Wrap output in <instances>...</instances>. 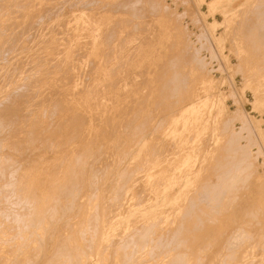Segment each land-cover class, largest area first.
<instances>
[{
  "label": "rangeland",
  "instance_id": "rangeland-1",
  "mask_svg": "<svg viewBox=\"0 0 264 264\" xmlns=\"http://www.w3.org/2000/svg\"><path fill=\"white\" fill-rule=\"evenodd\" d=\"M18 1H0V264H264V141L251 120L264 132L255 98L264 106L256 83L264 72V0L243 8L224 7L225 0ZM251 60L255 81L244 71ZM194 70L207 79L206 90ZM194 200L208 205L196 213ZM71 219L77 226L66 224Z\"/></svg>",
  "mask_w": 264,
  "mask_h": 264
},
{
  "label": "bare ground",
  "instance_id": "bare-ground-1",
  "mask_svg": "<svg viewBox=\"0 0 264 264\" xmlns=\"http://www.w3.org/2000/svg\"><path fill=\"white\" fill-rule=\"evenodd\" d=\"M0 1H1V0H0ZM7 1L9 2V0H7ZM19 1H20V0H19ZM19 1H18V2H19ZM26 1H27V0H26ZM29 1H30V0H29ZM65 1H66V0H64V2H65ZM75 1H76V0H75ZM78 1H79V0H78ZM92 1H93V0H92ZM120 1H121V0H120ZM130 1H131V0H130ZM141 1H142V0H141ZM2 2H3V1H2ZM20 2H21V1H20ZM46 2H47V1H46ZM67 2H68V1H67ZM67 2H66V3H67ZM133 2H134V1H133ZM137 2H138V1H137ZM158 2H160V1H158ZM27 3H28V2H27ZM84 3H86V2H84ZM84 3H83V4H84ZM88 3H89V2H88ZM92 3H93V2H92ZM95 3H96V2H95ZM155 3H157V2H154V4H155ZM160 3H161V2H160ZM35 4H36V3H35ZM37 4H38V2H37ZM56 4H57V3H56ZM56 4H55V5H56ZM60 4H62V2H60L59 5H60ZM72 4H73V3H72ZM83 4H82V7H83ZM108 4H109V3H108ZM123 4H124V3H123ZM127 4H128V3H127ZM127 4H126V6H127ZM137 4H138V3H137ZM43 5H44V4H43ZM70 5H71V4H70ZM92 5H93V4H92ZM115 5H116V4H115ZM120 5H121V4H120ZM152 5H153V4H152ZM157 5H159V4L157 3ZM52 6H53V5H52ZM161 6H162V4H161ZM4 7H5V5H4ZM60 7H61V5H60ZM60 7L58 8V10L60 9ZM62 7H63V6H62ZM62 7H61V9H62ZM71 7H72V6H71ZM85 7H86V6H85ZM87 7H88V6H87ZM118 7H119V6H118ZM159 7H160V6H158L157 8L159 9ZM164 7H166V6H164ZM6 8H7V7H6ZM8 8H10V6H9ZM21 8H23V7L21 6ZM49 8H50V9H53L54 6H53L52 8H51V7H49ZM109 8H110V7H108V9H109ZM120 8H122V7L120 6ZM128 8H129V7H128ZM155 8H156V7H154V9H155ZM257 8H258V7H257ZM2 9H3V8H2ZM44 9H45V8H44ZM61 9H60V10H61ZM103 9H104V8H103ZM123 9H124V8H123ZM154 9L152 8V10H154ZM255 9H256V8H255ZM0 10H1V5H0ZM60 10H59V11H60ZM98 10H99V9H98ZM115 10H116V8H115ZM120 10H121V9H119V11H120ZM155 10H156V9H155ZM163 10H165V9H163ZM1 11H2V10H1ZM15 11H17V9H16ZM46 11H47V10H46ZM112 11H113V10H112ZM23 12H24V11H23ZM34 12H36V11H34ZM41 12H42V10H41ZM43 12H44V11H43ZM123 12H124V10H123ZM125 12H126V11H125ZM12 13H13V12H12ZM45 13H46V12H45ZM57 13H58V12H57ZM102 13H103V12H102ZM117 13H118V12H117ZM132 13H134V12H132ZM52 14H53V13H52ZM99 14H100V13H99ZM106 14H107V13H106ZM109 14H110V13H109ZM134 14H135V13H134ZM54 15H55V13H54ZM61 15H63V14H61ZM17 16H19V15H17ZM24 16H25V14H24ZM37 17H38V16H37ZM37 17H36V18H37ZM49 17H50V16L48 15V18H49ZM16 18H17V17H16ZM25 18H26V17H25ZM41 18H42V16H41ZM92 18H93V16H92ZM8 19H10V18H8ZM18 19H19V18H18ZM123 19H124V18H123ZM127 19H128V18H127ZM137 19H138V18H137ZM29 20H30V19H29ZM32 20H33V19H32ZM35 20H36V19H35ZM38 20L42 21L41 19H38ZM38 20H37V21H38ZM49 20H50V19H49ZM115 20H116V19H115ZM119 20H120V19H119ZM129 20H130V19H129ZM37 21H36V23H37ZM71 21H72V20H71ZM31 22H32V21H31ZM116 22H117V21H116ZM1 23H3V22H1ZM5 23H6V22H5ZM38 23H39V22H38ZM122 23H123V20H122ZM124 23H125V22H124ZM16 24H17V23H16ZM109 24H110V23H109ZM109 24H108V25H109ZM131 24H132V23H131ZM260 24H261V23H260ZM6 25H7V24H6ZM9 25H10V24H9ZM14 25H15V24H14ZM20 25H21V24H20ZM29 25H30V24H29ZM34 25H35V23H34ZM108 25H107V26H108ZM111 25H112V24H111ZM122 25H123V24H122ZM1 26H2V25L0 24V27H1ZM17 26H18V25H17ZM25 26H26V24H25ZM26 27L29 28V26H26ZM31 27H33V25H32ZM110 27H111V26H109V28H110ZM23 28H24V27H23ZM23 28H22V29H23ZM34 28H35V27H34ZM113 28H114V25H113ZM0 29H1V28H0ZM11 29H12V28H11ZM13 29H14V28H13ZM26 29H27V28H26ZM26 29H24V30L26 31ZM119 29H120V28H119ZM3 30H4V28H3ZM8 30H9V28H8ZM113 31H114V30H113ZM1 32H2V31H1ZM4 32H5V30H4ZM8 32H9V31H8ZM11 32H13V31H11ZM21 32H22V30H21ZM19 33H20V32H19ZM24 33H25V32H24ZM26 33H27V32H26ZM112 33H113V32H112ZM6 34H7V33H6ZM21 34H22V33H21ZM106 34L108 35V33H106ZM114 34H115V33H114ZM9 35H10V32H9ZM16 35H17V34H16ZM57 35H58V34H57ZM3 36H4V35H3ZM30 36H31V35H30ZM113 37H116V38H117V36H113ZM4 38H5V37H4ZM10 38H12V37H10ZM17 38L19 39V37H17ZM107 38H108V36H107ZM119 38H120V37H119ZM15 39H16V38H15ZM128 39H129V38H128ZM4 40H5V39H4ZM7 40H8V37H7ZM65 40H66V39H65ZM113 40H114V38H113ZM12 41H13V39H12ZM123 41H124V42H123V44H124V43L126 42V39L123 40ZM127 41H128V40H127ZM262 41H264V40H262ZM3 42H4V41H3ZM5 42H6V41H5ZM7 42H8V41H7ZM17 42H18V41H17ZM110 42H111V41H110ZM129 42H130V41H129ZM131 42H132V41H131ZM14 43H15V42H14ZM27 43H28V42H27ZM29 43H30V42H29ZM111 43H113V41H112ZM2 44H3V43H2ZM2 44H1V45H2ZM9 44H10V43H9ZM60 44H61V43H60ZM126 44H127V43H126ZM7 45H8V44H7ZM12 45H13V44H12ZM10 46H11V45H10ZM13 46H15V45H13ZM260 46H261V45H260ZM263 47H264V46H263ZM263 47H262V48H263ZM1 48H3V47H1ZM13 48H14V47H13ZM102 48H103V47H102ZM110 49H111V48H109V50H110ZM116 51H117V50H116ZM5 52H6V51H4V53H5ZM9 52H10V51H9ZM61 52H62V51H61ZM111 53H112V52H111ZM2 54H3V52H2ZM58 54H59V53H58ZM0 55H1V54H0ZM106 55H107V54H106ZM117 55H118V54H117ZM186 55H187V54H186ZM2 56H3V55H2ZM47 56H48V55H47ZM96 56H97V55H96ZM109 56H110V54H109ZM176 56H177V55H176ZM44 57H45V56H44ZM81 57H82V56H81ZM115 57H116V56H115ZM130 57H131V56H130ZM4 58H5V57H4ZM178 58H179V57H178ZM49 59H50V58H49ZM182 59H183V57H182ZM121 60H122V59H121ZM189 60H190V59H189ZM49 62H50V61H49ZM57 62H58V61H57ZM175 62H176V61H175ZM263 62H264V61H263ZM128 63H129V61H128ZM102 65H103V64H102ZM175 65H176V64H175ZM194 67H195V66H194ZM194 67H193L191 70H193ZM51 68H52V67H51ZM173 68H174V67L172 66V69H173ZM197 68H200V66H198ZM203 68H204V67H203ZM203 68H202V69H203ZM17 69H18V68H17ZM49 69H50V68H49ZM174 69H176V68H174ZM42 71H43V70H42ZM196 71L198 72V70H196ZM26 72H27V71H26ZM193 72H194L193 75H195V76H193V79L196 77L195 79H197L198 81L200 80L199 82H201V84H202V86H203V89L206 90V87L209 85V83L206 82L207 79L202 78V75L199 76V79H198V77H197V75H196V73H195V70H194ZM82 73H83V72H82ZM179 73H180V71H179ZM198 73H200V72H198ZM207 74H208V73H207ZM66 75H67V74H66ZM162 75H163V74H162ZM180 75H181V73H180ZM199 75H200V74H199ZM39 76H40V75H39ZM164 76H165V75H164ZM172 76H174V75H171V81H172ZM189 76H190V75H189ZM67 77H68V76H67ZM67 77H66V78H67ZM72 77H73V76H72ZM187 77H188V76H187ZM205 77H206V76H205ZM42 78H43V77H42ZM69 78H70V76H69ZM39 79H40V78H39ZM72 79H73V78H72ZM173 79H174V81H173L171 84H174V87H175L176 83H178V81H177L176 83H174V82L177 80V77H174ZM175 79H176V80H175ZM188 79H189V78H188ZM191 79H192V77H191ZM191 79H190V81H191ZM42 80H43V79H42ZM167 80L169 81V79H167ZM180 80H181V79H180ZM180 80H179V81H180ZM197 80H196V81H197ZM24 82H25V81H24ZM144 82H145V81H144ZM185 82H186V81H185ZM187 82H188V80H187ZM136 83H137V82H136ZM167 84H168V83H167ZM180 84H181V83H180ZM180 84H179V85H180ZM25 85H27V84H25ZM138 85H139V84H138ZM169 85H170V84H169ZM182 85H183V84H182ZM185 85H187V84H185ZM6 86H7V85H6ZM23 86H24V85H23ZM23 86H22V87H23ZM30 86H31V85H30ZM58 87H59V86H58ZM135 87H136V86H135ZM174 87H173V88H174ZM192 87H193V86H192ZM4 88H5V87H4ZM19 89H20V87H19ZM162 89H163V88H162ZM175 89H177V88H175ZM187 89H188V88H187ZM81 90H82V89H81ZM172 90H174V89H172ZM199 90H200V88H199ZM201 90H202V88H201ZM134 91H135V90H134ZM136 91H137V90H136ZM168 91H169V90H168ZM183 91H184V90H183ZM185 91H186V90H185ZM178 92H179V91H178ZM54 93H55V92H54ZM141 93H142V92H141ZM169 93H171V92H169ZM176 93H177V90H176V92H175L174 94L172 93L173 96H175ZM12 94H13V93H12ZM12 94H10V95H12ZM23 94H24V92H23ZM23 94H22V95H23ZM52 94H53V93H52ZM66 94H67V93H66ZM10 95H9V96H10ZM14 95H15V94H14ZM20 95H21V94H20ZM132 95H133V94H132ZM148 95H149V94H148ZM162 95H163V94H162ZM164 95H165V94H164ZM166 95H167V94H166ZM170 95H171V94H170ZM177 95H178V94H176V97H177ZM9 96L7 97L8 99H9ZM92 96H93V95H92ZM179 96H180V95H179ZM11 97H12V96H11ZM29 97H30V96H29ZM29 97H28V98H29ZM83 97H84V96H83ZM146 97H147V96H146ZM158 97L160 98V96H158ZM163 97H164V96H163ZM7 98H6V99H7ZM19 98H20V97H19ZM161 98H162V97H161ZM10 99H11V98H10ZM13 99H14V98H13ZM169 99H170V98H169ZM176 99H177V98H176ZM59 100H60V99H59ZM174 100H175V99H174ZM8 101H9V100H8ZM53 102H54V100H53ZM131 102H132V100H131ZM131 102H130V103H131ZM2 103H3V102H2ZM2 103H1V104H2ZM163 103H164V102H163ZM163 103H162V104H163ZM138 104H139V103H138ZM151 104H152V103H151ZM159 104H160V103H159ZM159 104H158V105H159ZM168 104H169V103H168ZM174 104H175V103H174ZM103 105H104V104H103ZM125 105H126V104H125ZM136 105H137V104H136ZM175 105H176V104H175ZM3 106H4V105H3ZM9 106H10V105H9ZM9 106H8V107H9ZM21 106H22V105H21ZM17 107H18V106H17ZM62 107H63V106H62ZM62 107H61V108H62ZM155 107H156V105H155ZM2 108H3V107H2ZM52 108H54V107H52ZM123 108H124V107H123ZM143 108H144V106H143ZM170 108H172V107H170ZM68 109H69V108H68ZM7 110H8V109H7ZM165 110H166V109H165ZM175 110H176V109H175ZM57 111H58V110H57ZM64 111L66 112L65 109H64ZM154 111H155V110H154ZM0 112H1V111H0ZM49 112H50V111H49ZM169 112H170V111H169ZM169 112H168V113H169ZM3 113H4V111H3ZM42 113H43V112H42ZM162 113H163V112H162ZM170 113H171V112H170ZM182 113H183V112H182ZM25 114H26V113H25ZM44 114H45V111H44ZM49 114H50V113H49ZM52 114H53V111H52ZM56 114H57V112H56ZM56 114H55V115H56ZM172 114H173V113H172ZM184 114H185V113H184ZM53 115H54V114H53ZM75 115H76V114H75ZM167 115H168V114H167ZM173 115H174V114H173ZM117 116H118V115H117ZM1 117H2V116H1ZM1 117H0V119H1ZM5 117H6V116H5ZM5 117H4V118H5ZM35 117H37V115H36ZM35 117H34V119H35ZM40 117H41V116H40ZM47 117H48V116H47ZM165 117H166V116H165ZM29 119H30V117H29ZM73 119H74V118H73ZM168 119H169V118H168ZM1 120H2V119H1ZM1 120H0V121H1ZM47 120H48V119H47ZM116 120H117V119H116ZM246 120H247V119H245V121H246ZM74 121H75V120H74ZM76 121H77V120H76ZM80 121H81V120H80ZM117 121H118V120H117ZM63 122H64V121H63ZM83 122H84V121H83ZM143 122H144V121H143ZM164 122H165V121H164ZM164 122H163V123H164ZM243 122H244V121H243ZM4 123H5V121H4ZM15 123H16V122H15ZM37 123H38V122H37ZM161 123H162V122H161ZM225 123H226V122H225ZM225 123H224V124H225ZM227 123H228V122H227ZM248 123H249V121H248ZM1 124H2V123H1ZM7 124H8V123H7ZM49 124H50V123H49ZM104 124H105V123H104ZM28 125H29V124H28ZM31 125H32V124H31ZM41 125H42V124H41ZM226 125H227V124H226ZM249 125H250V123H249ZM0 126H1V125H0ZM57 126H58V125H57ZM160 126H161V125H160ZM30 127H31V126H29V128H30ZM36 127H37V126H36ZM226 127H227V126H226ZM0 128H1V127H0ZM5 128H6V127H5ZM32 128H33V126L31 127V130H32ZM34 128H35V126H34ZM34 128H33V130H35ZM50 128H51V127H50ZM55 128H56V126H55ZM79 128H81V127H79ZM159 128H160V127H159ZM3 129H4V128H3ZM36 129H37V128H36ZM47 129H48V128H47ZM135 129H136V128H135ZM151 129H152V128H151ZM1 130H2V129H1ZM14 130H16V129H14ZM108 130H109V129H108ZM141 130H143V129H141ZM149 130H150V129H149ZM230 130H231V129H230ZM230 130L228 131L229 133H230ZM74 131H75V130H74ZM77 131H78V130H77ZM139 131H140V130H139ZM223 132H224V131H223ZM77 133H78V132H77ZM139 133H140V132H139ZM56 134H57V132H56ZM71 134H72V133H71ZM141 134H142V132H141ZM227 134H228V133H227ZM224 135H226V134H224ZM232 135H233V134H232ZM91 137H92V136H91ZM236 137H237V136H235V138H234L235 140H234V141H237V140H236V139H237ZM22 138H23V137H22ZM73 138H74V137H73ZM93 138H94V137H93ZM129 138H130V137H129ZM238 138H239V136H238ZM48 139H49V138H48ZM105 139H106V138H105ZM116 139H117V138H116ZM227 139H228V138H227ZM230 139H231V138H230ZM129 140H130V139H129ZM225 140H226V139H225ZM239 140H240V138H239ZM99 141H100V139H99ZM189 141H190V140H189ZM27 142H28V141H27ZM32 142H33V141H32ZM37 142H38V141H37ZM140 142H141V140H140ZM238 143H239V142H238ZM23 144H24V143H23ZM26 144H27V143H26ZM30 144H31V143H30ZM32 144H33V143H32ZM40 144H41V143H40ZM55 144H56V143H55ZM137 144H138L139 147L142 146V143H141V144L137 143ZM231 144H232V142H231ZM50 145H51V143H50ZM102 145H103V144H102ZM148 145H149V144H148ZM229 145H230V144H229ZM229 145H228V146H229ZM10 146H11V145H10ZM52 146H53V144H52ZM61 146H63V144H62ZM61 146H60V147H61ZM83 146H84V145H83ZM144 146H145V142H144ZM144 146H143V147H144ZM221 146H222V145H221ZM231 146H232V145H231ZM231 146H230V147H231ZM236 146H237V145H236ZM24 147H25V146H24ZM54 147H55V146H54ZM95 147H96V145H95ZM139 147H138V148H139ZM143 147H142V148H143ZM234 147H235V146H234ZM28 148H29V147H28ZM43 148H44V147H43ZM82 148H83V147H82ZM90 148H91V147H90ZM123 148H124V147H123ZM147 148H148V147H147ZM225 148H226V147H225ZM238 148H239V147H238ZM240 148H241V147H240ZM60 149H61V148H60ZM100 149H101V148H100ZM130 149H131V148H130ZM246 149H247V148H246ZM37 150H39V149H37ZM78 150H79V149H78ZM89 150H90V149H89ZM95 150H96V149H95ZM144 150H145V149H144ZM238 150H239V149H238ZM34 151H35V150H34ZM53 151H54V148H53ZM79 151H80V150H79ZM119 151H120V150H119ZM122 151H123V150H122ZM138 151L140 152V154L142 153L141 150H138ZM145 151H146V150H145ZM226 151H227V150H226ZM240 151H241V150H240ZM4 152H5V151H4ZM26 152H27V150H26ZM38 152H39V151H38ZM70 152H71V151H70ZM99 152H100V151H99ZM108 152H109V151H108ZM108 152H107V154H108ZM124 152H125V151H124ZM143 152H144V151H143ZM62 153H63V151H62ZM76 153H77V152H76ZM76 153H75V154H76ZM135 153H136V152H135ZM13 154H14V153H13ZM82 154H83V151H82ZM89 154H90V153H89ZM101 154H102V153H101ZM138 154H139V153H138ZM227 154H228V153H227ZM76 155L78 156V154H76ZM131 155H132V154H131ZM22 156H23V155H22ZM28 156H29V155H28ZM28 156H27V158H28ZM58 156H59V154H58ZM58 156H57V158H58ZM83 156H84V154H83ZM125 156H126V155H125ZM5 157H6V156H5ZM52 157H53V156H52ZM135 157H136V159H137V155H136ZM141 157H142V154H141ZM141 157L139 156L140 159H142ZM211 157H212V156H211ZM211 157H210L209 161H211ZM238 157H239V156H238ZM3 158H4V157H3ZM3 158H2V159H3ZM53 158H54V157H53ZM59 158H60V157H59ZM59 158H58V159H59ZM65 158H66V156H65ZM73 158H74V157H73ZM84 158H85V157H84ZM143 158H144V157H143ZM15 159H16V158H15ZM19 159H20V158H19ZM62 159H63V158H62ZM66 159H67V158H66ZM85 159H86V158H85ZM107 159H108V158H107ZM134 159H135V158H134ZM235 159H239V158H235ZM243 159H244V158H242V160H243ZM246 159L248 160V158H246ZM246 159H245V160H246ZM63 160H64V159H63ZM68 160H69V159H68ZM81 160L83 161V159H81ZM132 160H133V159H132ZM145 160H146V159H145ZM145 160H144V161H145ZM225 160H226V159H225ZM230 160H231V159H230ZM239 160H240V159H239ZM40 161H41V160H40ZM52 161H53V159H52ZM78 161H79V159H78ZM84 161H85V160H84ZM110 161H111V159H110ZM228 161H229V160H228ZM231 161H232L231 163H234L235 160H234V161L231 160ZM12 162H13V161L11 160V163H12ZM34 162H35V160H34ZM47 162H48V161H47ZM59 162H61V159H60ZM59 162H58V163H59ZM72 162H74V164L76 165L77 159H76V161H75V159H74V161L72 160ZM98 162H99V160H98ZM102 162H103V161H102ZM116 162H117V160H116ZM136 162H137V160H136ZM140 162H141V161H140ZM238 162H239V161H238ZM238 162H235L233 165H235L236 163H237V165L241 164V162H239V163H238ZM242 162H244V161H242ZM48 163H49V162H48ZM58 163H57V164H58ZM134 163H135V162H134ZM142 163H143V161H142ZM247 163H248V162H247ZM54 164H56V163H54ZM59 164H60V163H59ZM68 164H69V163H68ZM77 164H79V163H77ZM243 164H244V163H243ZM38 165H39V164H38ZM51 165H52V162H51ZM62 165H63V164H62ZM75 165H74V166H75ZM83 165H84V164H83ZM144 165H145V164H144ZM246 165H248V164H246ZM60 166H61V165H60ZM65 166H67V164H66ZM69 166H70V164H69ZM74 166H73V167H74ZM142 166H143V165H142ZM226 166H227V165H226ZM242 166H243V165H242ZM8 167H9V166H8ZM12 167H13V166H12ZM46 167H48V166H46ZM53 167H54V166H53ZM53 167H51V168H53ZM73 167L70 166V168H73ZM128 167L130 168V167H132V166H128ZM227 167H228V166H227ZM240 167H241V165H240ZM1 168H2V165H1ZM1 168H0V169H1ZM3 168H4V167H3ZM15 168H16V167H15ZM17 168H18V167H17ZM19 168H20V166H19ZM58 168H60V167H58ZM74 168H77V165H76ZM81 168H82V167H81ZM95 168H96V167H95ZM99 168H100V167H99ZM105 168H106V167H105ZM225 168H226V167H225ZM242 168H244V167H242ZM8 169H9V168H8ZM22 169H23V168H22ZM45 169H46V168H45ZM82 169H83V168H82ZM82 169H81V171H82ZM96 169H97V168H96ZM227 169H228V168H227ZM227 169H226V170H227ZM229 169H230V168H229ZM231 169H232V168H231ZM17 170H18V169H17ZM17 170H16V171H17ZM43 170H44V169H43ZM55 170H56V169H55ZM60 170H61V168H60ZM71 170H73V169H71ZM45 171H46V170H45ZM49 171H50V169H49ZM79 171H80V170H79ZM124 171H125V170H124ZM135 171H136V169H135ZM224 171H225V170H224ZM232 171H233V170H232ZM239 171H240V170H239ZM246 171H247V170H246ZM246 171H245V172H246ZM12 172H13V171H12ZM74 172H76V169L74 170ZM91 172H92V171H91ZM136 172H137V171H136ZM217 172H218V171H217ZM230 172H231V171H230ZM249 172H250V171H249ZM4 173H5V172H4ZM50 173H52V171H51ZM50 173H49V174H50ZM71 173L74 174L73 172H70V175H72ZM77 173H78V172H77ZM79 173H80V172H79ZM79 173H78V174H79ZM213 173H214V172H213ZM228 173H229V172H228ZM228 173H227V175H228ZM231 173H232V172H231ZM231 173H230V178H231ZM10 174H11V173H10ZM12 174H13V173H12ZM40 174H41V173H40ZM46 174H47V173H46ZM54 174H55V172H53V175H54ZM126 174H127V172H126ZM129 174H130V173H129ZM222 174H223V169H222ZM234 174H235V173H234ZM241 174L244 175L245 173H244V172H241ZM17 175H18V174H17ZM75 175H76V173H75ZM83 175H84V174H83ZM220 175H221V174H220ZM0 176H3V175L0 174ZM41 176H42V175H41ZM56 176H57V175H56ZM80 176H81V173H80ZM94 176H95V174H94ZM235 176H237V177H235ZM13 177H14V176H13ZM59 177H60V175H59ZM72 177H74V175H73ZM82 177H83V176H82ZM82 177H80V178L82 179ZM111 177H112V176H111ZM122 177H123V176H122ZM213 177H214V176H213ZM234 177H235V178H239V176L236 175V174L234 175ZM234 177H233L232 179H234ZM11 178H12V177H11ZM41 178H42V177H41ZM55 178H58V177H55ZM60 178H61V177H60ZM60 178H59V179H60ZM66 178H67L66 181H68V178H69L68 175H67ZM74 178H75V177H74ZM218 178H220V177H218ZM227 178H228V177H227ZM18 179H19V176H18ZM43 179H45V178H43ZM59 179H58V180H59ZM72 179H73V178H72ZM76 179H77V176H76ZM208 179H209V178H208ZM221 179H222V178H221ZM41 180H42V179H41ZM54 180L57 181V179H54ZM70 180H71V179L69 178V181H70ZM90 180H91V179H90ZM214 180H215V179H214ZM237 180H238V179H237ZM19 181H20V179H19ZM49 181H50V180H49ZM66 181H62L63 183H62V186H61V187H65V186H63V184H64V185H65V184L68 185V184L70 183V182H68V184H67ZM72 181H73V180H72ZM74 181H76V180H74ZM83 181H84V180H83ZM122 181H123V180H122ZM218 181H221V180L218 179ZM231 181H232V180L230 179V180H229V183H230ZM235 181H236V180H235ZM235 181H234V183H235V185H236V182H235ZM13 182H14V181H13ZM65 182H66V183H65ZM77 182H79V181H76L75 184H77ZM85 182H86V181H85ZM226 182H227V180H226ZM238 182H239V180L237 181V185H239ZM20 183H21V182H20ZM52 183H53V182H52ZM117 183H118V182H117ZM33 184H35V183H33ZM39 184H40V183H39ZM44 184H45V183H44ZM47 184H48V183H47ZM81 184H82V183H81ZM92 184H93V183H92ZM113 184H114V183H113ZM206 184H207V183H206ZM206 184H205V187H206ZM211 184H213V183H211ZM211 184H210V185H211ZM215 184H216V181H215ZM219 184H220V182L218 183V185H219ZM227 184H228V183H226V185H227ZM231 184H232V185H230V184H229V185H230V187L232 188V186H234V184H233V182H231ZM240 184H241V183H240ZM7 185H8V184H7ZM7 185H6V186H7ZM12 185H13V183H12ZM54 185H56V184H54ZM84 185H85V184H84ZM121 185H122V184H121ZM207 185H208V184H207ZM237 185H236V186H237ZM8 186H9V185H8ZM22 186H23V185H22ZM35 186H36V185H35ZM46 186H47V185H46ZM46 186H45V188H46ZM223 186H224V185H223ZM236 186L233 187V188H234L235 190H238V189H236ZM19 187H20V186H19ZM52 187H53V186H52ZM55 187H56V186H55ZM55 187H53V191H54V192L56 191ZM61 187H60V189H61ZM70 187H71V186H69V188H68V187H67V188L70 189ZM79 187H80V186H79ZM81 187H82V186H81ZM92 187H94V186H92ZM224 187H225V186H224ZM11 188H12V187H11ZM17 188H18V186H17ZM41 188H42V186H41ZM57 188H58V183H57ZM72 188H73V187H72ZM72 188H71V190L73 191ZM76 188H78V187L76 186ZM227 188H229V186H228ZM227 188H226V191H227ZM1 189H2V188H1ZM47 189H48V188H47ZM60 189H58V190L60 191ZM78 189H79V188H78ZM216 189H217V187H216ZM220 189H221V188H220ZM229 189H230V188H229ZM229 189H228V190H229ZM19 190H20V189H19ZM34 190H35V189H34ZM34 190H33V191H34ZM58 190H57V193H59ZM64 190H65V189H64ZM71 190H70V191H71ZM201 190H202V189H201ZM210 190H211V189H210ZM210 190H209V191H210ZM6 191H7V190H5V192H6ZM16 191L18 192L17 189H16ZM16 191H15V192H16ZM22 191H23V189H22ZM25 191H26V190H25ZM25 191H24V192H25ZM37 191H38V190H37ZM45 191H46V190H45ZM47 191H48V190H47ZM94 191H95V190H94ZM97 191H98V190H97ZM202 191H203V190H202ZM222 191H223V190H222ZM231 191H232V189H231ZM3 192H4V190H3ZM31 192H32V191H31ZM40 192H41V191H40ZM62 192H64V191H62ZM67 192H68V191H67ZM203 192H205V191H203ZM203 192H201V193H203ZM206 192H207V191H206ZM219 192H220V191H219ZM7 193H9V192H7ZM18 193H19V192H18ZM22 193H23V192H22ZM48 193H49V191H48ZM68 193H69V192H68ZM194 193H195V192H194ZM201 193H200V192H197V194H201ZM210 193H211V192H210ZM216 193H217V195H218V191H216ZM55 194H56V193H55ZM72 194H73V192L70 193V196H71ZM77 194H78V193H77ZM77 194H76V190H75V195H77ZM122 194H123V193H122ZM122 194H121V195H122ZM221 194L224 195V191H223V193L221 192ZM221 194H219V195H221ZM7 195H8V194H7ZM14 195H15V194H14ZM96 195H97V194H96ZM0 196H1V195H0ZM19 196H20V195H19ZM21 196H22V195H21ZM56 196H59V197H60L59 194H57ZM62 196H63V194H62ZM72 196H73V195H72ZM90 196H91V195H90ZM93 196H94V195H93ZM194 196L196 197L195 194H194L192 197L194 198ZM198 196H199V195H198ZM204 196L207 197V195L204 193V195H202V197L200 196L199 198H201V199L203 198V201H204V199H205ZM214 196H215V195L213 194V198H214ZM224 196H225V195H224ZM227 196H228V194H227ZM41 197H43V196H41ZM52 197H53V196H52ZM54 197H55V196H54ZM65 197H66V196H65ZM75 197H76V196H75ZM8 198H9V195H8ZM18 198H19V197H18ZM30 198H31V197H30ZM43 198H44V197H43ZM69 198H70V197H69ZM78 198H79V197H78ZM78 198H76V199L78 200ZM95 198H96V197H95ZM199 198L196 199L197 202L199 201V200H198ZM207 198L209 199V197H207ZM207 198H206V199H207ZM3 199H4V197H3ZM14 199H15V198H14ZM19 199H20V198H19ZM33 199H35V198H33ZM57 199H58V197H57ZM59 199H60V198H59ZM83 199H85V198H83ZM116 199H117V198H116ZM210 199H212V197H211ZM215 199H216V196H215V198H214L213 200H215ZM217 199H218V197H217ZM225 199H226V198H225ZM4 200H5V199H4ZM6 200H7V199H6ZM26 200H27V199H26ZM29 200H30V199H29ZM31 200H32V199H31ZM61 200H62V199H61ZM61 200H60V201H61ZM67 200H68V197H67ZM79 200H80V198H79ZM79 200H78V201H79ZM85 200H86V199H85ZM87 200H88V199H87ZM92 200H93V199H92ZM191 200H193V199L191 198ZM191 200H190V201H191ZM196 200H194V202H195ZM7 201H8V200H7ZM16 201H17V199H16ZM36 201H37V200H36ZM36 201H35V202H36ZM43 201H45V199H44ZM55 201H57V200H55ZM203 201H201V203H202ZM207 201H208V200H207ZM210 201H211V200H210ZM2 202H4V201H2ZM33 202H34V201H33ZM57 202H58V201H57ZM57 202H56L55 204H57ZM89 202H90V201H89ZM92 202H94V201H92ZM95 202H96V201H95ZM192 202H193V201H192ZM194 202H193V203H194ZM197 202H195V204H197ZM213 202H214V201H213ZM11 203H12V202H11ZM14 203H15V201H14ZM14 203H13V205H14ZM193 203H190V207H191V209L194 208V210H195V207H196V209H197V208L199 207V205L201 206V209H202V206H203V205H208V203H206V200H205V204H200V203H199V205L197 204L196 206H194V207L192 208V204H193ZM203 203H204V202H203ZM215 203H216V201H215ZM0 204H1V203H0ZM21 204H22V200H21ZM21 204H20V205H21ZM39 204H40V203H39ZM44 204H45V202H44ZM58 204H59V202H58ZM68 204H69V202H68ZM68 204H67V206H66L67 208H68ZM71 204H72V207H75V206H73V202H71ZM75 204H76V200H75ZM90 204H91V203H90ZM92 204H93V203H92ZM97 204H98V203H97ZM216 204H217V203H216ZM219 204H220V203H219ZM10 205H11V204H10ZM23 205H24V203H23ZM59 205H60V204H59ZM78 205H79V204H78ZM210 205H211V204H209V206H210ZM213 205H214V203H213L212 206H211V210H212V208H214V210H215V208L219 207L218 204H217L218 206H215V205H214L215 207H213ZM60 206H61V205H60ZM183 206H184V207H183ZM183 206H182L180 209H177V211H176V214H177V215H180V214H181V216H182V213H186V211L188 210V204L186 203V204L183 205ZM197 206H198V207H197ZM259 206H260V205H259ZM2 207H3V206H2ZM5 207H6V206H5ZM10 207H11V206H10ZM15 207H16V206H15ZM21 207H22V206H21ZM23 207H24V206H23ZM37 207H38V205L36 206V208H37ZM42 207H43V206H42ZM42 207H41V208H42ZM51 207H52V206H51ZM56 207H57V206H56ZM79 207H80V206H79ZM48 208H49V207H48ZM58 208H59V206H58ZM69 208H70V211H71L72 208L70 207V205H69ZM75 208L79 210V208H77V207H75ZM80 208H81V207H80ZM83 208H84V207H83ZM204 208H205V207H204ZM204 208H203V209H204ZM206 208H207V206H206ZM0 209H1V208H0ZM5 209H6V208H5ZM17 209H18V208H17ZM19 209H20V207H19ZM21 209H22V208H21ZM38 209H39V208H38ZM54 209H55V208H54V206H53V209H52V210H54ZM56 209H57V208H56ZM60 209H62V206L59 208V210H60ZM81 209H82V208H81ZM88 209H89V208H88ZM93 209H94V208H93ZM198 209H199V208H198ZM25 210H26V209H25ZM33 210H34V209H33ZM43 210H44V209H43ZM46 210H47V212L49 213V211H48L49 209L46 208ZM59 210H57L58 213H59ZM86 210H87V209H86ZM90 210H91V209H90ZM205 210H206V209H204V211H205ZM208 210H209V209L207 208V211H208ZM214 210H213V211H214ZM5 211H7V209H6ZM10 211H11V210H10ZM29 211H30V210H29ZM29 211H26V212H29ZM35 211H36V209H35ZM57 211H56V214H57ZM66 211H67V210H66ZM70 211H69V209H68V212H70ZM72 211H73V210H72ZM72 211H71V212H72ZM76 211H77V210H76ZM76 211H75V212H76ZM189 211H190V209H189ZM195 211H196V210H195ZM21 212H22V211H21ZM33 212H34V211H33ZM41 212H44V211H41ZM52 212H53V211H52ZM54 212H55V210H54ZM80 212H81V211L79 210V213H80ZM92 212H93V210H92ZM197 212H199V210L196 211V213H197ZM19 213H20V212H19ZM50 213H51V211H50ZM50 213L48 214L47 219L49 218ZM63 213H64V211H63ZM63 213H62V214H63ZM90 213H91V212H90ZM219 213H220V212H219ZM8 214H9V213H8ZM11 214H12V213H11ZM14 214H15V212H14ZM25 214H26V213H25ZM30 214H31V213H30ZM35 214H36V213H35ZM44 214H45V213H44ZM54 214H55V213H54ZM66 214H67V213H65V215H66ZM69 214H70V213H69ZM88 214H89V213H88ZM96 214H97V212H96ZM22 215H23V214H21L20 216H22ZM37 215H38V213H37ZM46 215H47V213H46ZM57 215H58V214H57ZM84 215H85V214H83V217H84ZM187 215H188V214H187ZM192 215H193V214H192ZM16 216H18V215H16ZM29 216H30V215H29ZM32 216H33V215H32ZM60 216H62V215L59 214V220H61ZM63 216H64V215H63ZM63 216H62V217H63ZM67 216H68V214H67ZM75 216H77L76 213H75ZM181 216H180V217H181ZM184 216H185V215H184ZM198 216H199V215H198ZM210 216H211V215H210ZM27 217H28V216H27ZM40 217H41V216H40ZM50 217H51V216H50ZM78 217H79V215H78ZM78 217H76V218H78ZM178 217H179V216H178ZM17 218H18V217H17ZM21 218L26 219V218L24 217V215H23V217H21ZM56 218H57L56 215H55L54 220H52V217H51L52 224H54L53 221L58 222ZM81 218H82V216H81ZM185 218H186V216H185ZM197 218H198V217H197ZM10 219H11V218H10ZM10 219H9V221H10ZM15 219H16V218H15ZM18 219H19V218H18ZM28 219H29V218H28ZM32 219H36V217H35V218H32ZM41 219H42V221H41ZM41 219H40L39 221L43 222L42 225H44V221H45V220H43V218H41ZM44 219H45V218H44ZM69 219H70V218H69ZM97 219H98V218H97ZM186 219H187V218H186ZM194 219H195V218H194ZM209 219H210V218H209ZM48 220H50V218H49ZM73 220H74V222H75V219H74V218H73ZM85 220H86V218H85ZM85 220H83V221L86 222ZM92 220H93V219H92ZM162 220H163V219H162ZM176 220H177V218H176ZM20 221H21V220H20ZM29 221H30V220H29ZM31 221H33V220H31ZM37 221H38V219H37ZM65 221H66V219H65ZM71 221H72V219H71L70 221L68 220V222H66V224H67V223H68V224L70 223V225L74 226V222H73V224H71V223H72ZM80 221H81V220H80ZM155 221L158 222V221H160V220H153V222L150 221V223H153V225H154ZM170 221H171V220H170ZM170 221H169V222H170ZM177 221H178V220H177ZM177 221H176V222H177ZM181 221H182V220H181ZM198 221H199V220H198ZM11 222H12V219H11ZM27 222H28V220H27ZM50 222H51V221H50ZM56 222H55V223H56ZM62 222H63V221H62ZM157 222H156V224H157ZM171 222H172V221H171ZM6 223H7V222H6ZM24 223H25V222H24ZM81 223H82V222H81ZM2 224H3V223H2ZM14 224H15V223H14ZM26 224H28V225H26ZM26 224H25V226H26V227H29V224H30V223H26ZM46 224L49 225L50 223H47V221H46ZM66 224H65V226H66ZM83 224H84V223H82V227H83ZM87 224H88V222L84 225L85 228H86V225H87ZM156 224H155V225H156ZM158 224H160V222H158ZM161 224H162V223H161ZM194 224H195V223H194ZM7 225H8V224H7ZM7 225H6V226H7ZM17 225H18V224H17ZM35 225H36V224H35ZM42 225H41V228L43 227ZM59 225H60V224H59ZM62 225H63V224H62ZM70 225H69V226H70ZM98 225H99V224H98ZM153 225L151 224V225H149V226L151 227V226H153ZM173 225H174V224H173ZM180 225H181V224H180ZM3 226H4V225H3ZM32 226H33V224H32ZM32 226H31V228H32ZM37 226H38V225H37ZM37 226H33V227H36L35 230H37V228H38ZM75 226H77V225H75ZM75 226H74V227H75ZM78 226H79V223H78ZM80 226H81V225H80ZM93 226H94V225H93ZM157 226H158V225H156V228H157ZM176 226H178V223L176 224ZM184 226H185V225H184ZM16 227L18 228V226H16ZM19 227H20V226H19ZM44 227H46V226H44ZM47 227H48V226H47ZM82 227H81V228H82ZM143 227H147V226H143ZM181 227H182V225H181ZM13 228H14V227H13ZM21 228H22V227H21ZM21 228H19V229H21ZM54 228H55V226H54ZM70 228H71V227H70ZM148 228H149V227H148ZM154 228H155V226H154ZM154 228H153V229H154ZM22 229H23V228H22ZM22 229H21V230H22ZM28 229H29V228H28ZM38 229H39V228H38ZM82 229H83V228H82ZM185 229H186V228H185ZM26 230H27V228H26ZM31 230H32V229H31ZM40 230L43 231L44 228H43V229H40ZM59 230H60V229H59ZM85 230H86V229H85ZM202 230H203V229H202ZM41 231H40V233H41ZM65 231H66V230H65ZM77 231H78V230H77ZM83 231H84V230H83ZM87 231H88V230H87ZM141 231H142V229H141ZM151 231H152V230H151ZM178 231H179V230H178ZM6 232H7V231H6ZM23 232H25V230H24ZM46 232H47V231H46ZM171 232H172V231H171ZM25 233L27 234V232H25ZM35 233H36V232H35ZM38 233H39V232H38ZM76 233H77V232H76ZM85 233H86V232H85ZM175 233H176V232H174V234H175ZM9 234H10V233H9ZM44 234H45V233H44ZM79 235H80V234H79ZM13 236H14V235H13ZM22 236H23V235H22ZM34 236H35V234H34ZM39 236H41V235H39ZM67 236H68V235H67ZM93 236H94V235H93ZM142 236H143V235H142ZM145 236H146V235H145ZM149 236H150V234H149ZM0 237H1V235H0ZM25 237H26V236H25ZM25 237H24V239H25ZM44 237H45V236H44ZM71 237H72V236H71ZM80 237H81V236H80ZM135 237H136V236H135ZM165 237H166V236H165ZM17 238H18V237H17ZM31 238H32V237H31ZM34 238H35V237H34ZM40 238H41V237H40ZM86 238H87V237H86ZM89 238H90V237H89ZM125 238H126V237H125ZM133 238H134V237H133ZM133 238H132V239H133ZM160 238H161V237H160ZM163 238H164V237H163ZM163 238H162V239H163ZM243 238H244V237H243ZM243 238H242V239H243ZM19 239H21V238H19ZM24 239H22V240H24ZM26 239H27V237H26ZM36 239H37V238H36ZM36 239H35V240H36ZM57 239H58V238H57ZM65 239H66V238H65ZM75 239H76V238H75ZM92 239H93V238H92ZM135 239H136V238H135ZM157 239H158V238H157ZM179 239H180V238H179ZM7 240H8V239H7ZM32 240H33V239H32ZM37 240H38V239H37ZM43 240H44V239H43ZM67 240H68V239H67ZM70 240H71V239H70ZM130 240H131V239H130ZM233 240H234V239H233ZM239 240H240V239H239ZM4 241H5V240H4ZM64 241H65V240H64ZM160 241H161V239H160ZM9 242H10V241H9ZM16 242H17V241H16ZM28 242H29V241H28ZM31 242H32V241H31ZM34 242H35V241H34ZM122 242H123V241H122ZM21 243H22V242H21ZM35 243H36V242H35ZM69 243H70V241H69ZM73 243H74V242H73ZM89 243H90V242H89ZM92 243H93V240H92ZM141 243H142V242H141ZM238 243H240V242H238ZM242 243H243V240H242ZM12 244H13V243H12ZM22 244H23V243H22ZM24 244H26V241H25ZM81 244H83V243H81ZM132 244H133V242H132ZM230 244H231V245L233 244L232 241H231ZM8 245H9V244H8ZM27 245H28V244H27ZM125 245H126V244H125ZM144 245H145V244H144ZM235 245H236V244H235ZM5 246H6V245H5ZM18 246L20 247V244H19ZM31 246H32V245H31ZM31 246H29V247H31ZM35 246H36V244H35ZM39 246H40V244H39ZM83 246H84V245H83ZM128 246H129V245H128ZM236 246H237V245H236ZM11 247H12V246H11ZM16 247H17V246H16ZM19 247H18V248H19ZM24 247H25V246H24ZM37 247H38V246H37ZM75 247H76V246H75ZM77 247H78V246H77ZM139 247H140V246H139ZM232 247H233V246H232ZM20 248H21V247H20ZM32 248H33V247H32ZM71 248H72V246H71ZM81 248H82V247H81ZM7 249H8V248H7ZM21 249H22V248H21ZM28 249H29V248H28ZM61 249H64V248H61ZM69 249H70V248H69ZM86 249H87V248H86ZM161 249H162V248H161ZM236 249H237V248H236ZM67 250H68V249H67ZM71 250H72V249H71ZM88 250H89V249H88ZM126 250H127V249H126ZM2 251H3V250H2ZM58 251H60V250L58 249ZM72 251H73V250H72ZM72 251H71V253H72ZM13 252H14V251H13ZM16 252H17V250H16ZM19 252H21V250H20ZM75 253H76V252H75ZM21 254H22V253H21ZM23 254H24V253H23ZM28 254H29V252H28ZM59 254H60V253H59ZM63 254H64V252H63ZM61 255H62V254H61ZM72 255H73V253H72ZM21 256H22V255H21ZM31 256H32V254H31ZM65 256H66V255H65ZM65 256H63V257H65ZM174 256H175V255H174ZM226 256H227V255H226ZM25 257H28V256L25 255ZM25 257H24V258H25ZM55 257H56V255H55ZM58 257H59V255H58ZM63 257H62V258H63ZM78 257H79V256H78ZM182 257H184V256H182ZM60 258H61V256H60ZM60 258H59V260H60ZM62 258H61V259H62ZM65 258H66V257H65ZM82 258H83V257H82ZM29 259L31 260V258H29ZM29 259H28V260H29ZM57 259H58V258H57ZM71 259H73V258L71 257V254H70V260H71ZM74 259H77V257L74 258ZM17 260H18V259H17ZM67 260H68V259H67ZM81 260H82V259H81ZM150 260H151V259H150ZM152 260H153V258H152ZM62 261H63V260H62ZM62 261H61V262H62ZM74 261H75V260H74ZM184 261H185V260H184ZM54 262H55V261H53V263H54ZM77 262H78V261H77ZM22 263H23V262H22ZM31 263H32V262H31ZM34 263H35V260H34ZM34 263H32V264H34ZM67 263H69V262L67 261ZM81 263H82V262H81ZM183 263H184V262H183ZM142 264H143V263H142ZM144 264H145V262H144Z\"/></svg>",
  "mask_w": 264,
  "mask_h": 264
},
{
  "label": "crops",
  "instance_id": "crops-1",
  "mask_svg": "<svg viewBox=\"0 0 264 264\" xmlns=\"http://www.w3.org/2000/svg\"><path fill=\"white\" fill-rule=\"evenodd\" d=\"M248 1H250V2H247V1H245V0H225L224 1V7H229L228 5L231 3V4H233V3H235V2H238V5H239V7L241 6V8H243V7H245L246 5H250L251 3L253 4V3H259V2H251V0H248ZM234 12H235V10H233ZM242 14H248V12H244V13H242ZM212 23V22H211ZM214 23V22H213ZM213 23H212V25H213ZM217 39H219V37L217 38ZM221 41V40H220ZM253 60V59H252ZM251 60V62H249V63H247L246 62V65H245V69H244V71H246V72H248L249 74H250V79L251 80H254L253 78H252V76L254 77L255 75L253 74V67L254 66H256L257 65V63L256 62H253ZM261 65H264V63H260ZM264 71V70H263ZM259 73V72H258ZM258 73H257V75H258ZM258 78L256 79V83L260 86V87H263L264 88V72H260L259 73V75L257 76ZM255 81V80H254ZM262 96V98L264 99V94H262L261 95ZM257 100V107H258V109H261V110H263L264 111V106H262L261 105V100L260 99H258L257 98V96L255 97ZM251 120H252V122H253V124H254V127H255V129H256V131H257V133H258V135H259V137H260V140L261 141H264V132L263 131H261V129L259 128V126L257 125V123H256V121H255V118H252L251 117ZM172 201V199L171 198H168V199H163V201L161 200V203H165V204H168V203H170Z\"/></svg>",
  "mask_w": 264,
  "mask_h": 264
}]
</instances>
